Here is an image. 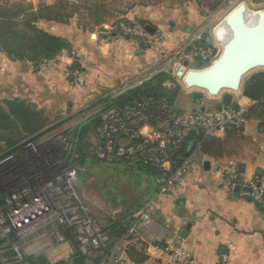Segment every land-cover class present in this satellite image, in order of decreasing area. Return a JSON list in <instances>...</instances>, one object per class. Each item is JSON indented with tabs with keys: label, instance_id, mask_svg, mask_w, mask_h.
Segmentation results:
<instances>
[{
	"label": "crops",
	"instance_id": "obj_1",
	"mask_svg": "<svg viewBox=\"0 0 264 264\" xmlns=\"http://www.w3.org/2000/svg\"><path fill=\"white\" fill-rule=\"evenodd\" d=\"M11 1L30 2L35 6L56 2ZM187 3L172 13L170 10L154 14L149 7L147 15L138 19L145 20L146 24L153 26L154 32H161L165 36L164 45L168 50L181 47L198 35H202L200 43L204 45L209 38L206 35V19L200 15L199 7L188 6ZM110 22L106 21L103 25ZM39 26L67 39L72 52L62 53L55 60L39 65L13 60L0 53V105L7 108L6 101L23 102L26 108L39 113V123L19 124L18 132L14 130V134L1 137L8 148L44 131H47L44 135L55 132L63 135L72 130L88 120L81 118L82 121L76 122L83 109L106 95L114 96L126 82H144L152 74V68L158 60L156 52L139 45L134 39L125 36L105 39L96 34L97 28L83 29L75 19L68 24L41 21ZM74 64L78 65L77 69L73 68ZM77 71L82 72L87 79L84 86L76 82ZM261 72L264 70L254 71L243 79L240 91L234 93L233 103L246 110L255 105L245 96V86L250 78ZM186 89L190 90L184 91L186 94L193 95L194 91ZM195 103L198 107L192 109L206 104L219 107L221 95L205 97ZM38 125H41V129L34 132L33 129ZM57 128L61 129L55 131ZM230 131L219 136L232 148L231 153L221 160L243 164V180L264 176V101L252 111L245 125ZM14 142L17 144L10 147ZM196 153L199 152L191 149L187 154L186 159L191 158L189 171L175 189L157 196V185L152 181L154 186L150 188L149 184L146 203L153 197L160 201L159 206L151 211L158 225L156 230L161 231L167 240H182L195 264H219L223 256L228 257L229 264H264V213L257 204L242 197L236 189L238 187L222 179L211 167L209 170L205 168V162L213 158L202 154L194 161ZM184 230L188 231L185 239L181 237ZM50 239L48 236L33 237L27 252L36 256L44 254L52 263L57 260L51 259L61 252L64 259L73 255L74 248L70 240L65 238L63 244L55 247ZM93 252L96 255H87L86 264H91L92 259V264H115L101 251ZM126 264L162 263L147 260L135 263L129 259Z\"/></svg>",
	"mask_w": 264,
	"mask_h": 264
},
{
	"label": "built area",
	"instance_id": "obj_2",
	"mask_svg": "<svg viewBox=\"0 0 264 264\" xmlns=\"http://www.w3.org/2000/svg\"><path fill=\"white\" fill-rule=\"evenodd\" d=\"M220 24L212 31L214 46L202 45V35H198L174 50L165 47V36L161 32L149 31L147 24L133 16L102 25L96 34L105 39L125 36L156 52L158 60L147 79L166 73L184 83L178 71L186 61L188 71L210 67L218 58L213 56V48L217 47L220 54L222 44L217 40ZM75 75L77 84L84 86L85 75L80 71ZM142 82L124 83L113 97ZM172 86L169 80L163 82L165 88ZM205 97L210 96L206 94ZM247 112L236 103L222 108L206 104L182 110L167 98H148L124 107L115 106L100 114L102 124L95 153L108 164L125 168L148 166L157 172L154 178L157 196L167 194L189 171L191 158L176 165L187 137L191 134L219 137L245 125ZM62 138V142L50 141L44 149L30 138L18 149L0 156V257L6 251L1 248L3 244L19 253L22 241L45 227L58 225L61 231L54 234L55 239L64 242L63 234L68 232L75 237L82 254L107 250L109 260L115 264H126L131 248H140L149 262L195 264L182 240H167L156 230L158 225L151 213L160 204L156 197L126 219V230L119 236L113 235L111 229L102 228L85 213L75 189L78 170L73 159L78 158V154L73 141L65 135ZM199 148L195 152L201 153ZM210 167L233 187H238L240 195L257 204L264 213V176L243 180L239 164L233 160L211 159ZM219 264H229L228 257L223 256Z\"/></svg>",
	"mask_w": 264,
	"mask_h": 264
},
{
	"label": "trees",
	"instance_id": "obj_3",
	"mask_svg": "<svg viewBox=\"0 0 264 264\" xmlns=\"http://www.w3.org/2000/svg\"><path fill=\"white\" fill-rule=\"evenodd\" d=\"M104 3L105 0H97L93 3H86L85 7H83L81 6L83 3L79 0H56L54 4L47 5L42 3L37 6L30 2L23 1L11 4L4 2L3 4H0V53H4L13 60L30 62L36 65L55 60L64 52L71 54L72 47L67 39L47 32L39 26V23L41 21H48L68 24L77 16L81 15L82 17L87 18L89 21L88 24L92 23L94 25L102 26L106 23L105 15L109 13L108 10L105 9ZM82 8L85 10L84 13ZM80 24L83 29H86V24L85 26L82 23ZM73 68L77 69L78 65L74 64ZM170 77L172 76L166 73L157 74L124 94L117 97L106 95L90 104L86 110L100 108L98 116L89 118L87 121L82 122L72 130L66 131L63 134L73 141V147L76 154H78V158L73 159L75 165H77L76 161H80L82 157H86V149L89 144L86 142L85 136L91 129H96L98 127L100 129L102 124L100 114L102 112L115 106L124 107L135 101L141 102L148 98H167L174 102L176 94L166 95L161 90L163 82ZM245 96L255 102V105L247 112V117L250 118L252 111L257 105H261L264 101V72L256 74L246 82ZM5 104L7 108H3V106L0 105V110L3 111V123L1 127L4 130L13 133L14 130L15 132L19 131V124L24 126V124L39 123V113L26 108L23 102L6 101ZM40 126L41 125L35 127L33 129L34 132L39 131L41 129ZM53 128H50L49 130H52ZM235 130H238V128H235ZM46 132L47 131L39 133L31 139L36 140L35 138L44 135ZM230 132L231 131L229 130L227 133ZM16 144L17 143L14 142L9 146L12 147ZM20 144L12 147L10 151L18 149ZM189 145H193V150L200 146L199 151L213 159H220L228 154L227 142L224 138L206 137L202 134H191L187 137L182 146L180 151L181 159L177 161V166H180L186 159ZM129 169L143 170L155 182L154 178L157 175V172H153L148 166L143 165L138 168ZM132 214L127 216L130 217ZM128 217L125 216L120 220L113 222L107 227V229H111V232L114 233V235H121L126 230V221H128L126 219H128ZM64 237L67 240H70L74 248V253L69 259H62L52 263L45 256L35 255L29 257L23 262H17L14 264H86L87 255L81 253L75 237L68 232H64ZM104 252L106 255L109 254V251L107 250ZM13 257L14 254L11 253L10 258ZM128 257L135 263H142L147 260V256L136 248H131L128 251Z\"/></svg>",
	"mask_w": 264,
	"mask_h": 264
},
{
	"label": "rangeland",
	"instance_id": "obj_4",
	"mask_svg": "<svg viewBox=\"0 0 264 264\" xmlns=\"http://www.w3.org/2000/svg\"><path fill=\"white\" fill-rule=\"evenodd\" d=\"M79 1L83 3L81 6L85 7L86 3H93L97 0ZM189 1L193 3H187ZM4 2H8L10 4L14 3V1L11 0H0V4H3ZM185 3H187L186 5L188 6L193 5L194 7L196 6L195 8L199 7V11L201 12L200 15L206 19V35L209 37L206 45L208 46H214V44H216L212 36L213 29L218 24H220V22L239 4H246L247 8L249 11L251 10V12L264 10V0H105L104 6L109 12L107 15H105V21L114 22L124 16H133L137 18L143 17L147 15V8L149 9V7L152 8V13L154 14H159L161 12L167 13L170 10L172 13V11L179 9ZM82 11L84 13V8H82ZM167 16L169 17V15ZM75 20L77 21L78 25L79 22L84 26L86 24V29L97 28L98 30L101 26L94 25L92 23L88 24L89 21L87 18H84L81 15L77 16ZM260 70L264 69H259L256 71ZM166 80H169L174 85V87H162L161 90L166 95L176 94V105L179 109L188 110L192 109L193 107H198V104L193 101L192 94H186L184 92L190 90L185 88V85L180 78L170 77ZM191 90L194 92L198 91L197 89ZM223 93L231 92L225 90ZM87 107L80 113V115L82 114V117L80 116L76 122H79V120L82 121L83 118L89 119L93 116H98L100 113V108L86 110ZM2 116L3 111L0 110V156L12 149L6 147V143L3 141V139H1V137L14 134L11 133V131L4 130L1 127L3 123ZM59 129L57 128L55 131H59ZM55 133L51 135H40L38 138H35L37 145H39L41 149H44L47 147V145H49L51 140L55 143L62 142V133ZM98 133L99 127L96 129H91L90 132L85 136V140L89 145L86 149V157H82L80 161H76L78 176L75 189L79 200L84 207L85 213L92 217L94 221H96V223H98V225H100L102 228H107L113 222L120 220L125 216L128 217L127 215L139 210L144 205L146 199L149 196V184L150 188H152L154 183H152V178H150V176H148L143 170L129 169L117 164H108L100 160L95 153L94 147L98 138ZM26 140L28 139L25 138L22 140V142ZM227 151L228 153H231L232 151V148H230L228 145ZM200 155L202 156V153H196L194 156V161L198 160ZM60 231L61 229H59L58 225L45 227L39 230L30 239L27 238L25 241H22V247L19 250V253H16L14 249H10L9 245L6 243L3 244L1 248L6 249V251L5 254H2L3 256L0 257L1 264H14L17 262H23L29 257L36 255L34 253L29 254V251L27 252V247L31 242L30 240L36 236L51 237L50 240H52V244L55 247L63 244L62 241H58L54 237V234ZM11 253L14 254L13 258H10ZM93 254L96 255L95 252H93ZM39 255L45 256L44 254ZM96 257H99V255ZM55 259L57 261L64 259L62 252L59 253L56 258L51 260ZM92 263L93 259L91 260V264Z\"/></svg>",
	"mask_w": 264,
	"mask_h": 264
},
{
	"label": "water",
	"instance_id": "obj_5",
	"mask_svg": "<svg viewBox=\"0 0 264 264\" xmlns=\"http://www.w3.org/2000/svg\"><path fill=\"white\" fill-rule=\"evenodd\" d=\"M248 12L247 5L241 3L223 19L226 36L221 43L220 54L217 47L213 48V56L218 58L212 66L187 71L186 61L178 71V76L184 79L189 89L198 90L192 95L193 101H202L206 94L210 97L221 95L219 108L229 107L234 93L240 91L243 79L256 70L264 69V10ZM141 22L146 24L143 19ZM147 26L154 32L153 26ZM225 90L231 93H223ZM192 147L189 145L187 154ZM205 168L210 169V161L205 162ZM239 171L241 174L245 172L243 164H239ZM187 232L184 230L181 237L185 239Z\"/></svg>",
	"mask_w": 264,
	"mask_h": 264
},
{
	"label": "bare ground",
	"instance_id": "obj_6",
	"mask_svg": "<svg viewBox=\"0 0 264 264\" xmlns=\"http://www.w3.org/2000/svg\"><path fill=\"white\" fill-rule=\"evenodd\" d=\"M248 13H252L251 10ZM225 36H226L225 35V28H223L222 23H221L220 24V28H219L218 33H217L218 42L222 43V41L224 40Z\"/></svg>",
	"mask_w": 264,
	"mask_h": 264
}]
</instances>
